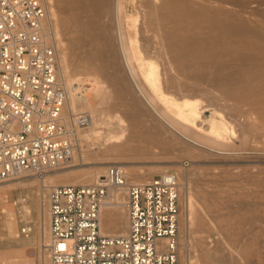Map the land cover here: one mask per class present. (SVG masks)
Instances as JSON below:
<instances>
[{
	"label": "rangeland",
	"instance_id": "374dc122",
	"mask_svg": "<svg viewBox=\"0 0 264 264\" xmlns=\"http://www.w3.org/2000/svg\"><path fill=\"white\" fill-rule=\"evenodd\" d=\"M120 2L119 22L117 0H81L78 6L72 0H48L55 15L49 31L52 37L57 32L60 63L64 55V79L71 95H75V81L77 93L86 98L104 95L101 102L92 99V109L81 113L103 118L108 107L119 102L114 110L135 126L129 97L137 93L119 49L121 30L130 49L126 48L131 54L127 55L132 56H128L130 64L139 74L136 79L149 92L140 62L146 58L143 62L157 66L158 87L150 93L156 103L200 101L204 127L209 125L206 112L220 110L236 133L219 142L225 145L220 149L236 154L204 150L179 135L175 141L190 144L198 155L175 148L168 140L173 138L170 132L156 134L159 119L146 115L141 119L148 134L147 140L145 135L140 137L147 143L144 149L106 159L74 160L49 172L46 184L66 185L62 184L68 178L66 172L102 163L124 172L132 167L140 175L153 177L163 171L184 170L189 177L181 180V264H264V0ZM89 49L95 51L92 58ZM93 64L101 70L88 71ZM97 134L107 136L104 131ZM27 175L30 180L27 177L12 188L3 189L8 181L0 182V264H49L48 252L38 239L41 182L36 175ZM84 178L82 173L70 177L75 182H84ZM47 221L46 211V244ZM25 226L32 227L29 235L22 233Z\"/></svg>",
	"mask_w": 264,
	"mask_h": 264
},
{
	"label": "built area",
	"instance_id": "2783aa9c",
	"mask_svg": "<svg viewBox=\"0 0 264 264\" xmlns=\"http://www.w3.org/2000/svg\"><path fill=\"white\" fill-rule=\"evenodd\" d=\"M47 22L45 0H0V182L22 174L44 179L71 162L78 130L92 120L66 113L68 91ZM105 180L47 192L49 264H181L178 174L134 183L111 166ZM118 195L126 198L127 231L102 234V207Z\"/></svg>",
	"mask_w": 264,
	"mask_h": 264
},
{
	"label": "bare ground",
	"instance_id": "6f19581e",
	"mask_svg": "<svg viewBox=\"0 0 264 264\" xmlns=\"http://www.w3.org/2000/svg\"><path fill=\"white\" fill-rule=\"evenodd\" d=\"M48 8V27L50 26L52 17L55 18L54 11L51 12V6L48 3V0H45ZM74 5L78 6L81 2V0H72ZM120 12H121V2L120 0H117V15L118 20L120 22ZM70 19L71 21L74 19ZM117 22V23H119ZM236 25V24H235ZM234 25V26H235ZM239 28V27H238ZM121 29L120 23H119V30ZM55 30V29H54ZM241 31V30H240ZM243 31V30H242ZM241 31V32H242ZM249 31V30H248ZM236 32V31H235ZM251 32V31H250ZM54 43L56 47H58V35L56 34V30L54 31ZM234 33V32H233ZM247 33V32H246ZM52 34V33H51ZM232 34V33H231ZM123 34H121L120 30V36L121 39L120 42V52L123 56L125 66L127 67V74L129 75L130 79L134 83L135 91L137 95L134 93L129 97L130 98V106L132 107V119L134 120L135 126L132 127L130 125V121L124 118H120L119 115H123L120 112L114 110L115 107L118 105H121L119 102L114 103L108 107V113L105 117L99 118L96 116H91L92 120L91 122L84 128H80L77 133V152L71 162L66 164L65 166L55 169L51 172L60 170L64 167H67L71 165L76 160L78 161H86L88 159L96 158V159H106L109 157H116L120 156L122 152L127 151H136L140 149H144L145 146H147V143L141 140V136L145 135L144 138L148 139V134L146 131L143 130V124H142V117L146 115H154L159 119V123L157 126H155V132L157 135L164 136L167 132H170L171 135H173V138L168 139L172 144L173 147L179 148L180 150H183L185 152H189L191 154H196L195 149L190 146L195 145L201 149L204 150H215L219 151L220 154L225 155H234L235 152L226 151L220 149V146L223 148V144L219 142L227 141L232 136H236V133H232L233 129L229 127L228 121L224 118V115L220 112H206L207 117L206 121L209 125L203 126L201 124L202 121V113H203V107L201 106L202 103L197 100H182V101H176L173 99L172 102H167L165 106H161L156 103V97L154 95L150 94L152 92H156L158 87V82L156 80V75L158 73L157 66L154 63L150 62H143L145 59L142 60V63L140 62L141 66V75L144 79V81L147 83L149 88L151 89V92L149 90L147 91L144 89V85L141 86V83H138V79H136V76H138V72H134L133 66H131V60L132 56L130 53L127 52L128 45L125 46L124 38L122 37ZM262 36V35H260ZM259 36V37H260ZM149 38V37H148ZM84 38H81L83 40ZM190 45V44H189ZM84 50V49H83ZM128 50H130L128 48ZM90 51V49H89ZM140 51V50H139ZM130 52V51H129ZM86 53V51H85ZM127 53L129 55H127ZM89 57L92 58L95 54V51L88 52ZM129 56V57H128ZM255 56V55H254ZM252 57V55H251ZM256 57V56H255ZM258 58V57H257ZM134 59V58H133ZM142 59V58H141ZM241 60V59H240ZM138 61V60H137ZM141 61V60H140ZM138 63V62H137ZM66 62L65 57L62 55L61 60V77L64 83L66 84L67 91H68V102L66 107V113L67 114H75V113H81L84 112L85 109H92V107L95 105L93 103L92 99H97V102H101L102 98H104V95L100 96L97 94L94 97L86 98L85 95H82L84 93H77V84L73 82L74 86V93L75 95H71V89L69 87L68 80L64 79L66 75L63 73V69H66ZM139 65V64H138ZM136 65V66H138ZM88 71L99 72L101 69L97 65H90L87 69ZM137 70V69H136ZM138 74V75H137ZM159 74V73H158ZM140 75V76H141ZM158 77V76H157ZM66 78V77H65ZM141 80V77H139ZM139 80V82H141ZM204 82V81H203ZM249 84L246 83L245 86H248ZM105 90V89H103ZM106 93L105 91H103ZM102 92V93H103ZM99 93V92H97ZM103 93V94H104ZM108 95H110L107 92ZM185 95V94H184ZM102 96V97H101ZM106 97H109L105 94ZM139 97V98H138ZM108 99V98H107ZM143 102V104L140 102ZM107 101V100H106ZM85 103V104H84ZM145 106V107H144ZM241 112V111H240ZM228 114V113H227ZM91 115V113H90ZM121 121H120V120ZM202 125V126H201ZM243 126V125H242ZM248 126V125H247ZM122 127V128H121ZM137 127V128H136ZM100 131H104L107 136H99V135H105V134H97ZM122 131V132H121ZM199 132V133H198ZM247 133V132H245ZM155 134V133H154ZM180 136L183 138V140H186L185 142H176L174 137ZM102 138V140L98 141V138ZM179 138V137H178ZM144 139V140H145ZM181 139V138H179ZM182 140V139H181ZM149 141V140H148ZM226 144V143H225ZM219 146V148H218ZM214 148V149H213ZM216 148L218 150H216ZM224 149V148H223ZM222 150V151H220ZM171 151V150H170ZM233 152V153H232ZM75 160V161H74ZM102 163V162H100ZM103 164V163H102ZM102 164H97L89 169H83L81 171H73V172H66V175L68 176L67 179H64L62 184L66 185H92V184H101L104 185L106 183L105 175L106 171L105 169L108 168L107 166H104ZM126 176L129 178V180L133 181L134 183H148L150 182L154 177L152 175L144 176L140 175L136 172L135 168H126ZM175 172L179 176L180 184L181 180L185 178V176L188 178L189 176L185 173L184 170L176 169ZM82 173V176H85L84 182H75L73 179H70V177H74L75 175H79ZM168 173L167 171H163L161 174ZM48 174V173H47ZM34 175V174H33ZM70 176V177H69ZM30 180V176L27 174L18 175L15 178H12L8 181L6 186L3 187L5 189L6 187L12 188L13 185H20L26 179ZM47 177V175L45 176ZM38 179L41 182V193L38 201V221H39V227H38V239L41 243L42 247H45L47 250L48 243L46 244V194L52 187L51 185L46 184V179ZM152 178V179H151ZM48 179V178H47ZM151 179V180H150ZM131 181V182H132ZM3 186V185H2ZM1 189V187H0ZM127 206H126V198L125 196L118 195L117 202H114L112 199H108L106 203L102 207L101 211V221H100V230L102 234L105 235H121L125 234L127 231ZM208 216L207 213H205V217ZM47 224L49 226V219L47 221Z\"/></svg>",
	"mask_w": 264,
	"mask_h": 264
}]
</instances>
